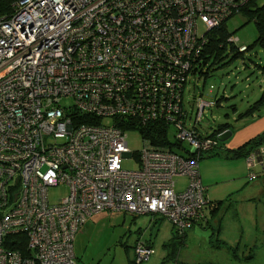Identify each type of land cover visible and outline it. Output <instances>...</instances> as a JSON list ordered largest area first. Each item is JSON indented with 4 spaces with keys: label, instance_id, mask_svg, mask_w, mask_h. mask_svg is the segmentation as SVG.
I'll list each match as a JSON object with an SVG mask.
<instances>
[{
    "label": "built area",
    "instance_id": "1",
    "mask_svg": "<svg viewBox=\"0 0 264 264\" xmlns=\"http://www.w3.org/2000/svg\"><path fill=\"white\" fill-rule=\"evenodd\" d=\"M248 1L0 0V264H76L75 235L102 213L158 217L179 236L206 221L199 164L219 141L196 124L216 103L198 99L187 128L183 90L209 32ZM133 124L167 135L131 152ZM245 161L264 169V145Z\"/></svg>",
    "mask_w": 264,
    "mask_h": 264
},
{
    "label": "rangeland",
    "instance_id": "2",
    "mask_svg": "<svg viewBox=\"0 0 264 264\" xmlns=\"http://www.w3.org/2000/svg\"><path fill=\"white\" fill-rule=\"evenodd\" d=\"M262 4L264 0H256V5ZM227 29L236 40V47L246 46L248 51L236 55L237 51L232 52L228 47L216 59L209 58L202 67L204 75L191 73L183 91L185 126L191 128L195 123L198 99L215 102V106L204 109L196 129L202 136L210 137L220 127H226L232 136L223 143L225 145L231 144L237 131L251 122V115L264 117V98L257 109L248 111L264 96V43L257 42L255 26L244 14L234 15L227 22ZM202 33L203 29L198 26V34ZM67 102L62 100L61 104ZM168 139L174 141L172 128L168 131ZM126 141L131 152L143 148L141 136L134 130L126 132ZM182 146L190 149L185 143ZM122 166L126 170L137 169V164L129 157L122 162ZM259 169L255 168L253 172L257 173ZM175 184V191H183L187 179L179 177ZM262 191L264 176L249 180L244 192L221 202L214 214L208 209V212L205 211L208 225L199 222L185 232L180 244L174 242L173 247L168 245L176 236L175 230L166 220L124 213L95 215L75 235L73 253L76 264H133L134 248L138 243L150 248L148 260L141 264H163L174 259L180 264H264V213H260L264 209ZM48 194L50 202H56L67 194V190L60 187L49 190ZM245 209H259L256 222L251 217L244 218L249 212ZM218 223L222 226L219 236L216 232ZM213 231L214 237L211 235ZM221 240L227 242L228 247L220 246ZM251 253L253 259L249 263L238 262L240 257ZM235 255L238 260H235Z\"/></svg>",
    "mask_w": 264,
    "mask_h": 264
},
{
    "label": "crops",
    "instance_id": "3",
    "mask_svg": "<svg viewBox=\"0 0 264 264\" xmlns=\"http://www.w3.org/2000/svg\"><path fill=\"white\" fill-rule=\"evenodd\" d=\"M250 118L252 119L251 122L237 131L236 137L231 144H223V147L215 152L218 153L217 156H206L202 164L201 162V165L199 164L200 178L206 187V198L209 205H211L208 211H210L211 214H214L218 209V206H215L216 203L225 202L232 197L240 195L242 191L244 192L249 184V174L253 172L255 168H258L254 167L253 169H249L244 159H226L227 152L236 150L256 136L264 133V117H255L251 115ZM259 168L257 173L254 172L256 174L255 179L259 178L261 175L264 176V173H262L264 169H262L261 166H259ZM260 193L264 196V191ZM253 200H255V198H253ZM205 210L207 211V209ZM261 210L260 213H264V209ZM245 211L249 212L248 214L246 212L244 218L251 217L253 221L256 222V214L259 209H245ZM206 225H208V222ZM221 231L222 226L218 223L216 226L218 236ZM212 233H214V231ZM214 235L212 237H214ZM221 241L222 244H220V246L223 245L224 247H228L227 242L224 240ZM234 258L238 260V256L235 255ZM252 259L253 253L246 257H240V261L238 262L244 261L245 263H249Z\"/></svg>",
    "mask_w": 264,
    "mask_h": 264
},
{
    "label": "trees",
    "instance_id": "4",
    "mask_svg": "<svg viewBox=\"0 0 264 264\" xmlns=\"http://www.w3.org/2000/svg\"><path fill=\"white\" fill-rule=\"evenodd\" d=\"M236 14H244L246 16V18L248 19V21H250L254 24L255 29L257 31V34H258L257 35L258 36L257 42L264 43V4L258 6V5H256V0H249L246 4H243L234 15H236ZM232 17L225 20L219 27H217L216 29L209 32V34L207 36L208 42L205 45V48L202 52L200 62L194 67L193 70H191L190 74L191 73L192 74L199 73L200 75H204V73L202 71V67H204L207 64L208 59L212 58V57L214 59H216L219 56L220 52L227 49L228 47L230 48V51H232V52L237 51L236 55L243 54V53L248 51L249 47H246V46H244L246 48V50L244 52L239 51L241 46L236 47L237 43L233 41L234 38L231 36V33H229V31L227 29V22ZM262 98H264V96H262L258 101H256L253 104L254 107H251L248 111H251L252 109H257L258 104L262 103V101H261ZM249 113L250 112H247V114H249ZM134 124L131 127L126 126L123 129L124 130L133 129L141 136V138H142V136L145 138L146 137L151 138V141H153L154 143H155V140L159 141L160 137H161V139H163L165 137V135H167V133H165L166 128L164 127V125H153V126L151 125L148 127H141L140 125H134ZM224 130H226V127H220L219 130L216 132V134L213 137L216 138V135L218 133L224 131ZM171 144H174V143L171 142ZM262 145H264V133H261L260 135L256 136L254 139L248 141L247 143H245L241 147L237 148L236 150L227 152L226 159H231V160L245 159L252 152L256 151ZM222 147H223V143L219 142L218 143V150ZM216 151L217 150L213 151L212 153H210V155H207V157L208 156H217L218 153H215ZM219 204L220 203H216L215 206H218ZM210 206L211 205L208 204L206 209H209ZM134 217H136V216H134ZM205 223H207V219H206ZM200 226H202V224ZM193 227H191V228H193ZM214 233H215V231H214ZM214 233H212L211 235L213 236ZM184 235L179 236L176 234V236L179 238L174 236V238L170 241L168 246L173 247L174 242H177L175 244H180ZM175 261L177 262L176 259L166 260L163 264H170L171 262H175ZM130 264H132V263H130ZM133 264H135V262H133Z\"/></svg>",
    "mask_w": 264,
    "mask_h": 264
},
{
    "label": "water",
    "instance_id": "5",
    "mask_svg": "<svg viewBox=\"0 0 264 264\" xmlns=\"http://www.w3.org/2000/svg\"><path fill=\"white\" fill-rule=\"evenodd\" d=\"M231 136H232V132L231 131H225L221 135L218 136V141L221 142V143H224Z\"/></svg>",
    "mask_w": 264,
    "mask_h": 264
},
{
    "label": "clouds",
    "instance_id": "6",
    "mask_svg": "<svg viewBox=\"0 0 264 264\" xmlns=\"http://www.w3.org/2000/svg\"><path fill=\"white\" fill-rule=\"evenodd\" d=\"M216 105V104H215ZM225 131H227V130H224V131H222V132H220V133H218L217 135H216V138H217V140H218V136L219 135H221L223 132H225ZM210 137H213V136H210ZM246 159V158H245ZM244 159V160H245ZM202 161V160H201ZM144 216H147V215H144ZM149 216V215H148ZM136 217H139V216H136ZM153 218V217H152ZM154 220V219H153ZM153 225V224H152Z\"/></svg>",
    "mask_w": 264,
    "mask_h": 264
}]
</instances>
